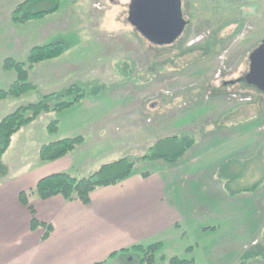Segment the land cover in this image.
<instances>
[{
  "label": "rangeland",
  "instance_id": "obj_1",
  "mask_svg": "<svg viewBox=\"0 0 264 264\" xmlns=\"http://www.w3.org/2000/svg\"><path fill=\"white\" fill-rule=\"evenodd\" d=\"M16 1L0 0V86L8 87L16 78L14 71L3 68L5 54L26 60L27 54L17 53L22 49L18 38L26 39L25 48L62 41L65 50L60 57L38 63V70L29 77L35 80V89L0 102V120L18 106L42 99L45 93L59 96L63 91L60 88L73 80L88 88L100 85L99 97L92 101L107 116L84 124L82 106L59 115L64 128L76 127L84 132L86 143L77 148L75 163L78 167L86 163L83 170L90 175L124 156L139 160L146 144L162 136L155 127L164 118L171 119L166 115L185 112L187 119L181 123L171 120L166 132L187 124L195 118L200 89L215 87L223 97L216 99L205 91L201 102L236 103L243 109L237 115H244L253 124L247 126V136L229 141L231 147L226 140L213 143L212 158L218 160L213 168L219 169L218 177L224 185L215 189L221 197L228 196L218 198L213 206L229 215L217 224L216 231L200 232V249L195 247L191 253L184 251L178 256L195 257L202 264H242L254 258L258 260L248 264H264V144L256 146L264 138V91L246 79L252 54L264 41V0H182L187 24L165 44L149 40L132 25L130 6L134 0H61L55 14L24 24L11 19ZM143 103L140 118L132 114ZM101 120L99 135L94 125ZM42 128L33 132L34 142H40L36 137L47 142L56 137L51 133L48 139ZM154 165L138 163L137 168L147 170ZM193 190L198 192L195 187ZM199 193L200 199L214 197L205 184H200ZM188 239L187 244L193 237ZM176 252L162 248L155 261L148 264H167ZM128 257L123 255L120 264H126ZM136 260L137 255L133 264Z\"/></svg>",
  "mask_w": 264,
  "mask_h": 264
},
{
  "label": "crops",
  "instance_id": "obj_2",
  "mask_svg": "<svg viewBox=\"0 0 264 264\" xmlns=\"http://www.w3.org/2000/svg\"><path fill=\"white\" fill-rule=\"evenodd\" d=\"M22 1L24 0H17L11 11ZM18 39L23 49L17 50L20 55L24 53L26 55L38 44L25 48L26 39ZM7 53L5 58L7 55L13 57L16 55ZM40 64L31 70V75L38 70ZM72 68L77 69L76 65H72ZM73 83L81 84L78 80H73L60 89L64 90ZM207 90H212L213 93L210 94L211 91ZM207 90L200 89L195 118L188 120L187 124L182 123L181 126L166 132L171 120L173 123L187 120L184 118L185 112H179L166 115L171 119L164 118L155 127L163 134L155 138L153 143L168 135L191 133L195 136V145L178 161L144 162L142 164L149 166L155 164V167L147 170L137 168L131 176L118 184L96 188L92 191L88 203L80 200L68 201L61 194L46 199L31 196L30 203L35 208L36 217L53 226L47 237L46 226L32 227L33 215L29 206L21 202L20 193L35 187L41 178L54 173L67 171L76 177H83L86 175L83 170L86 163H81L79 167L75 163V154L79 149L58 160L42 162L38 154L47 141L36 137L40 142H34L33 132L42 126L50 139L47 125L55 118L59 119V127L53 134L56 137L49 141L83 135L84 132L76 127L64 128L62 118L59 116L62 111L45 113L16 133L0 161V264H93L106 259L114 251L139 243L159 241L166 250L176 249L178 251L176 255L184 251L191 253L195 247L200 249V240L197 238L200 232L206 234L211 230L216 231L217 224L223 222L229 215L219 213L213 206L218 198L228 197H221L220 191L215 189V187L222 189L224 185L218 177L219 169L213 168L218 162L212 158L213 143H220L218 139L226 140L225 144L231 147L229 141L244 134L247 136V126L252 123L244 115H237L238 110L243 109L238 108L236 103L230 105L224 100L201 102L204 99L202 92L205 91L213 98L223 97L215 87ZM98 97H90L91 99L87 97L72 107V109L84 107L85 110H80L84 124L106 115L99 109L98 103L92 101ZM128 103L130 108L131 102ZM143 106L144 103L137 105L132 114L140 118ZM220 119L223 121L220 122ZM102 122V120L95 122L94 125L99 135H102ZM260 129L263 130L262 126ZM263 142L264 138H261L256 146H261ZM85 143L86 139L78 148L85 146ZM146 145L148 148L152 144ZM230 153L233 155L232 151ZM235 155L243 156L246 153L236 152ZM144 172H148L147 175ZM200 184H205L208 193L217 198L200 199ZM193 187L197 188L198 192H195ZM189 236L193 239L187 244Z\"/></svg>",
  "mask_w": 264,
  "mask_h": 264
},
{
  "label": "trees",
  "instance_id": "obj_3",
  "mask_svg": "<svg viewBox=\"0 0 264 264\" xmlns=\"http://www.w3.org/2000/svg\"><path fill=\"white\" fill-rule=\"evenodd\" d=\"M61 7V0H24L18 3L12 13L11 19L15 24H24L33 19L45 17L57 12ZM65 50L64 42L56 41L40 44L32 47L26 56V60H18L13 56L4 59L3 68L14 71L16 78L8 87L0 86V102L13 96H20L36 88V83L29 80L31 70L40 62L60 57ZM101 91V86L96 85L88 88L80 83H73L66 87L59 96L54 93L44 95L36 102L23 104L6 114L0 120V161L9 149L13 136L25 126L36 121L41 115L48 112L60 113L80 103L87 97H96ZM52 97V99H50ZM52 100V102H51ZM59 127V119L51 120L47 125L48 132L55 133ZM83 135L68 136L52 140L42 145L39 150V159L42 162L58 160L74 150L82 143ZM196 143V138L191 133H181L164 136L154 142L141 155L139 160L131 156L103 164L98 170L90 175L76 177L70 172L63 171L41 178L37 185L20 193V200L28 205L32 213V227L46 226L45 236H49L52 225L40 221L36 217V211L30 203V197L36 195L42 199L61 194L68 201L80 200L88 203L91 193L98 187L115 185L129 176L137 169L138 163L164 160L174 163L182 158ZM148 172H144L147 175ZM258 184L254 185V188ZM164 247L161 241L148 244H135L130 247L112 252L109 257L93 264H120V258L127 255L126 264H148L156 259V254ZM135 254V255H133ZM256 258L242 261V264L255 262ZM260 260V259H259ZM167 264H202L194 258H183L178 255L168 259Z\"/></svg>",
  "mask_w": 264,
  "mask_h": 264
},
{
  "label": "water",
  "instance_id": "obj_4",
  "mask_svg": "<svg viewBox=\"0 0 264 264\" xmlns=\"http://www.w3.org/2000/svg\"><path fill=\"white\" fill-rule=\"evenodd\" d=\"M181 5V0H134L130 6V20L149 40L157 44L169 43L187 24ZM246 79L264 91V41L252 54Z\"/></svg>",
  "mask_w": 264,
  "mask_h": 264
},
{
  "label": "flooded vegetation",
  "instance_id": "obj_5",
  "mask_svg": "<svg viewBox=\"0 0 264 264\" xmlns=\"http://www.w3.org/2000/svg\"><path fill=\"white\" fill-rule=\"evenodd\" d=\"M181 12H182V9H181ZM182 16H183V18L186 20V18L184 17L183 13H182ZM186 21H187V20H186Z\"/></svg>",
  "mask_w": 264,
  "mask_h": 264
}]
</instances>
